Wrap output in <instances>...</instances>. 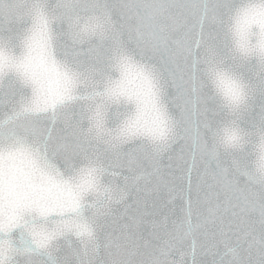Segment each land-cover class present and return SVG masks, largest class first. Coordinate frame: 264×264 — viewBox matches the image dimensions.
<instances>
[{
  "label": "snow or ice",
  "instance_id": "6c2138e0",
  "mask_svg": "<svg viewBox=\"0 0 264 264\" xmlns=\"http://www.w3.org/2000/svg\"><path fill=\"white\" fill-rule=\"evenodd\" d=\"M0 264H264V0H0Z\"/></svg>",
  "mask_w": 264,
  "mask_h": 264
}]
</instances>
